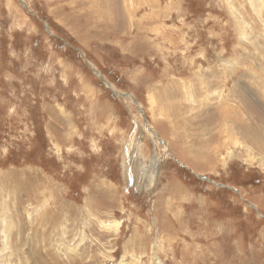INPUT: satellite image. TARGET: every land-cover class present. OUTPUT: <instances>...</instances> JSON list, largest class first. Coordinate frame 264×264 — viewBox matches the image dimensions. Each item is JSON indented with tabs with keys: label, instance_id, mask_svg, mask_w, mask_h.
<instances>
[{
	"label": "rangeland",
	"instance_id": "obj_1",
	"mask_svg": "<svg viewBox=\"0 0 264 264\" xmlns=\"http://www.w3.org/2000/svg\"><path fill=\"white\" fill-rule=\"evenodd\" d=\"M263 143L264 0H0V264H264Z\"/></svg>",
	"mask_w": 264,
	"mask_h": 264
},
{
	"label": "bare ground",
	"instance_id": "obj_2",
	"mask_svg": "<svg viewBox=\"0 0 264 264\" xmlns=\"http://www.w3.org/2000/svg\"><path fill=\"white\" fill-rule=\"evenodd\" d=\"M145 7V6H144ZM197 85V84H196ZM198 88V87H197ZM206 88V87H205ZM187 92V91H186ZM192 103V102H191ZM229 111V110H228ZM254 134V133H253ZM256 135V134H255ZM253 136V135H252ZM259 137L257 136V137H255L254 139H256V141H257V139H258ZM264 144V143H263ZM262 147V146H261ZM255 148H257V147H255ZM262 149V148H261ZM135 162H136V160H135ZM125 167H124V175H125V179H126V183L128 184V186L131 188V189H133L134 188V181H133V178L136 180V181H140V177L138 178V168H139V166L138 165H136V163H134V162H132V160L131 161H129V159H127L126 160V162H125ZM35 181V180H34ZM126 184V185H127ZM15 185V184H14ZM18 187V186H17ZM139 187L141 188L142 187V184L140 183L139 184ZM19 188V187H18ZM17 188V189H18ZM139 188V189H140ZM134 190V189H133ZM136 190H137V187H136ZM45 192V191H44ZM49 196V195H48ZM44 200H45V198H44ZM20 202V201H19ZM44 207V206H43ZM43 215V214H42ZM44 216V215H43ZM74 219V218H73ZM76 219V218H75Z\"/></svg>",
	"mask_w": 264,
	"mask_h": 264
},
{
	"label": "water",
	"instance_id": "obj_3",
	"mask_svg": "<svg viewBox=\"0 0 264 264\" xmlns=\"http://www.w3.org/2000/svg\"><path fill=\"white\" fill-rule=\"evenodd\" d=\"M25 7H26V5H24ZM27 8V7H26ZM28 9V8H27ZM46 29H47V31L49 32V27L47 26V24H46ZM79 53L81 54V58H83V53L82 52H80L79 51ZM90 68H91V66H90ZM92 70H93V72L96 74V76L97 77H99L101 80H103V83L104 84H106L108 87H110V89H111V91L114 93V95H116V96H118V97H125V96H127V95H124V94H118V93H116L114 90H113V88L111 87V85H109L106 81H105V79L103 78V76L101 75V73L100 72H98L96 69H94V68H91ZM130 96V95H129ZM133 100V99H132ZM136 102V101H135ZM134 102V103H135ZM136 104V103H135Z\"/></svg>",
	"mask_w": 264,
	"mask_h": 264
}]
</instances>
